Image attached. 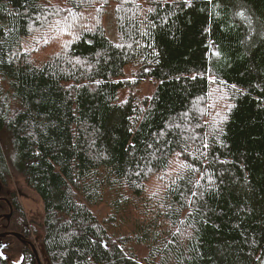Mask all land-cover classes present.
<instances>
[{
    "label": "trees",
    "instance_id": "16d2710c",
    "mask_svg": "<svg viewBox=\"0 0 264 264\" xmlns=\"http://www.w3.org/2000/svg\"><path fill=\"white\" fill-rule=\"evenodd\" d=\"M46 1L0 0V264L23 239L9 233L20 209L15 193L14 204L4 199L11 167L42 200L49 264H262L264 0L128 4L119 43L86 29L83 7L57 36L39 32ZM69 37L62 56L33 60L32 40L44 50ZM130 66L136 82L125 79ZM147 80L156 84L150 101L121 100ZM214 85L230 104L211 127L202 106ZM178 155L185 169L160 198L149 193ZM106 203L114 218L102 223L93 208ZM119 217L135 219L143 260L110 234Z\"/></svg>",
    "mask_w": 264,
    "mask_h": 264
},
{
    "label": "rangeland",
    "instance_id": "374dc122",
    "mask_svg": "<svg viewBox=\"0 0 264 264\" xmlns=\"http://www.w3.org/2000/svg\"><path fill=\"white\" fill-rule=\"evenodd\" d=\"M87 2L77 4L71 3L70 0H47L46 7L47 12L42 19L41 25L37 27L39 32L44 33L48 36V30H51L53 36H57L60 32L61 23L74 24L78 23L76 9L86 8L90 9L85 15L86 19L80 21L81 24L85 26L86 29H95L97 26L100 27L107 37L113 43L120 42V35L118 31V25L120 22V16L122 10L126 8L129 4H133L136 7H146V0H86ZM78 31V28L76 29ZM52 38H50L51 40ZM71 37L59 45L50 46L43 50V48L34 40L29 42V48L33 52L34 61H43L54 59L60 57L64 54L67 43ZM125 79L128 82H136L138 78V69L136 67H128L125 71ZM156 91V84L152 81L141 82L140 85L136 86L133 90H127L121 94V100H126L130 96L135 97L139 103L144 104L148 100L150 101L154 96ZM204 104L202 106L203 115L207 120H212L211 127L217 126L219 120L225 115V112L230 104V99L226 92L220 87L214 85L211 87V94L206 99H204ZM214 114L211 116L210 114ZM220 113V114H219ZM218 121V122H217ZM6 137V135H5ZM8 142V141H7ZM9 143V142H8ZM11 154V153H9ZM10 165L12 166V160L9 158ZM185 158L182 155H178L174 160H172L170 170L166 174L154 175L150 182V191L152 195H158L161 197V193L169 185V181L181 173L185 167ZM11 185L6 191V197L11 204L14 202L11 199V194H16V199L20 205V209L13 212V218L11 221L9 233L21 234L22 240L14 239L12 240V247L7 250L6 255L8 257L10 264H34V261L30 263V260L26 261L24 256L25 246L21 243L34 246V252L36 256L37 264H49L48 259L45 257L42 239L43 230L42 224L44 221V206L39 195L33 191L26 183L25 179L21 174L15 172L13 167H11ZM1 196V195H0ZM2 197V196H1ZM4 203V202H2ZM6 204V202L4 203ZM7 205V204H6ZM5 205V207H6ZM5 207L2 210L6 216L11 215V209L5 211ZM93 213L102 223L113 219L114 215L110 209L108 203L102 204L98 207L93 208ZM1 214V213H0ZM134 219V218H133ZM130 218H124L117 220V224L113 225L115 221H112V226H109V232L113 236L124 237L127 244L124 246L125 250L128 252H133L137 255L139 260H143L147 257L149 249L145 245H139L134 242L135 227L134 221ZM6 220V219H5ZM135 220V219H134ZM6 221L0 222V246L7 245L1 239L3 236L8 235L5 233L2 224ZM5 226V225H4ZM26 231V232H25ZM4 232V233H3ZM3 235V236H2ZM2 236V237H1ZM37 254V255H36ZM264 264V261L262 262Z\"/></svg>",
    "mask_w": 264,
    "mask_h": 264
},
{
    "label": "water",
    "instance_id": "95a60500",
    "mask_svg": "<svg viewBox=\"0 0 264 264\" xmlns=\"http://www.w3.org/2000/svg\"><path fill=\"white\" fill-rule=\"evenodd\" d=\"M11 216H12V214L10 215V216H6L7 217V219H10L11 218ZM11 235H13L14 237H20V235L19 234H11ZM3 236V235H2ZM1 236V237H2ZM4 237V236H3ZM31 247H32V249L34 250V246L33 245H31ZM3 250H4V246H0V254L1 255H3ZM35 251V250H34ZM37 255V254H36Z\"/></svg>",
    "mask_w": 264,
    "mask_h": 264
},
{
    "label": "bare ground",
    "instance_id": "6f19581e",
    "mask_svg": "<svg viewBox=\"0 0 264 264\" xmlns=\"http://www.w3.org/2000/svg\"><path fill=\"white\" fill-rule=\"evenodd\" d=\"M1 239H3V238H1ZM6 249V248H5Z\"/></svg>",
    "mask_w": 264,
    "mask_h": 264
}]
</instances>
